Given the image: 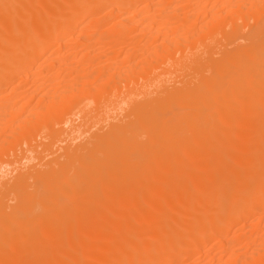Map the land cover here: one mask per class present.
I'll list each match as a JSON object with an SVG mask.
<instances>
[{"label": "bare ground", "instance_id": "obj_1", "mask_svg": "<svg viewBox=\"0 0 264 264\" xmlns=\"http://www.w3.org/2000/svg\"><path fill=\"white\" fill-rule=\"evenodd\" d=\"M0 264H264V0H0Z\"/></svg>", "mask_w": 264, "mask_h": 264}]
</instances>
